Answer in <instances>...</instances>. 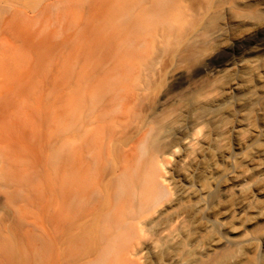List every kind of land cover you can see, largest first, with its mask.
<instances>
[{"label":"bare ground","instance_id":"bare-ground-1","mask_svg":"<svg viewBox=\"0 0 264 264\" xmlns=\"http://www.w3.org/2000/svg\"><path fill=\"white\" fill-rule=\"evenodd\" d=\"M178 1L140 0L139 18L167 17ZM188 11L190 29L178 32L169 15L157 36L169 67L158 52L141 61L151 56L145 34L121 63L89 69L71 93L67 146L0 130V195L11 207L0 210V264H264V47L145 106L176 62L261 30L264 0Z\"/></svg>","mask_w":264,"mask_h":264},{"label":"rangeland","instance_id":"rangeland-1","mask_svg":"<svg viewBox=\"0 0 264 264\" xmlns=\"http://www.w3.org/2000/svg\"><path fill=\"white\" fill-rule=\"evenodd\" d=\"M205 1L179 0L169 5L167 17L158 11L147 17L143 12V29L140 0H0V130H39L45 146L51 135L53 152L67 146L71 93L89 69L121 63L124 52L139 50L145 34L144 48L151 56L141 61L153 63L158 52L163 56L158 67H169L157 36L165 32L170 16L178 32L190 29L195 22L188 10ZM245 38L227 40L224 49L217 44L201 46L196 57L191 56L194 59L176 62L179 69L165 75V86L151 96L152 105L146 102V110L204 70L221 66L252 46L264 47V27ZM9 207L0 195V210Z\"/></svg>","mask_w":264,"mask_h":264}]
</instances>
